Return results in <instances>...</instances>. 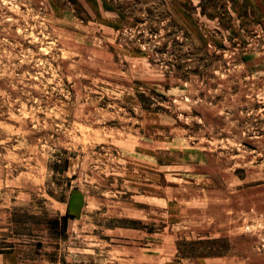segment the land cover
<instances>
[{"label": "rangeland", "instance_id": "1", "mask_svg": "<svg viewBox=\"0 0 264 264\" xmlns=\"http://www.w3.org/2000/svg\"><path fill=\"white\" fill-rule=\"evenodd\" d=\"M0 264H264V0H0Z\"/></svg>", "mask_w": 264, "mask_h": 264}]
</instances>
